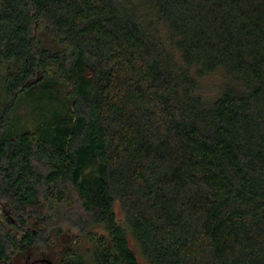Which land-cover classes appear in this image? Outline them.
Segmentation results:
<instances>
[{
  "label": "trees",
  "instance_id": "obj_1",
  "mask_svg": "<svg viewBox=\"0 0 264 264\" xmlns=\"http://www.w3.org/2000/svg\"><path fill=\"white\" fill-rule=\"evenodd\" d=\"M138 254L264 264V0H0V264Z\"/></svg>",
  "mask_w": 264,
  "mask_h": 264
},
{
  "label": "rangeland",
  "instance_id": "obj_2",
  "mask_svg": "<svg viewBox=\"0 0 264 264\" xmlns=\"http://www.w3.org/2000/svg\"><path fill=\"white\" fill-rule=\"evenodd\" d=\"M134 249H135V248H134ZM135 250H136V249H135ZM137 258H138L140 264H148V263L145 262L144 259H142V257H141L139 254L137 255Z\"/></svg>",
  "mask_w": 264,
  "mask_h": 264
},
{
  "label": "water",
  "instance_id": "obj_3",
  "mask_svg": "<svg viewBox=\"0 0 264 264\" xmlns=\"http://www.w3.org/2000/svg\"><path fill=\"white\" fill-rule=\"evenodd\" d=\"M46 263H47V264H52V262H50V261H46Z\"/></svg>",
  "mask_w": 264,
  "mask_h": 264
}]
</instances>
